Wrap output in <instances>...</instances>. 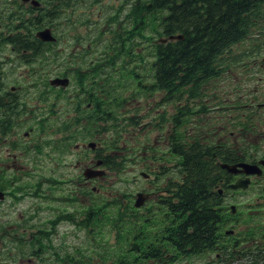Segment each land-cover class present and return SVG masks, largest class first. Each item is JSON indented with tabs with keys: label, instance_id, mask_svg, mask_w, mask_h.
Instances as JSON below:
<instances>
[{
	"label": "flooded vegetation",
	"instance_id": "1",
	"mask_svg": "<svg viewBox=\"0 0 264 264\" xmlns=\"http://www.w3.org/2000/svg\"><path fill=\"white\" fill-rule=\"evenodd\" d=\"M221 5L187 0L177 31L159 0H0V246H43L25 264L53 263L43 248L64 246L54 241L71 222L64 216L92 218L97 199L110 215H138L140 232L170 230L178 187L196 169L207 174L203 210L215 214L202 246L255 258L264 246V47L228 68L190 62L206 52ZM179 40L184 67L175 65ZM63 167L71 172L58 177ZM88 168L97 175L87 178ZM158 235L156 246H173L170 232Z\"/></svg>",
	"mask_w": 264,
	"mask_h": 264
},
{
	"label": "trees",
	"instance_id": "2",
	"mask_svg": "<svg viewBox=\"0 0 264 264\" xmlns=\"http://www.w3.org/2000/svg\"><path fill=\"white\" fill-rule=\"evenodd\" d=\"M159 2L164 3L175 15L176 30H183L187 0H159ZM194 2L197 3L199 0ZM216 11L222 12V17L218 21L215 17L213 23L208 26L206 52L204 53L200 48L195 49L196 53L190 60V62L194 60L193 65L232 67L240 63L244 56L242 50L236 49L240 43L250 40L251 45L264 47V0H222V5L214 10L215 14ZM160 50H170L169 44H162ZM175 50L178 52H176L175 65L184 67L190 59L186 52V40L177 41ZM162 62L168 67V58ZM176 80L178 91L183 88L185 75L177 73ZM182 156L177 155L181 160L180 163L184 162ZM187 171L191 178L190 185L181 184L178 187L177 194L180 199L176 203V217L170 230L166 226L165 230L161 228L156 233L148 225H144V232H140L141 218L138 215L132 216L118 209L110 215L108 204L97 199L92 218L88 211H85V215L80 216L78 220L64 217L77 223L79 229H88L86 246L95 247H86L84 251L82 248L80 250L76 248L70 251L71 254H66L62 250L61 257L56 247L44 246L43 251H46L48 257L53 255L56 257H54L55 262L51 263L47 259L42 264H59L57 261L62 264H175L196 255L218 252L221 253L218 264H264V246L256 249L257 254L253 259L249 256L248 250H245L241 263L238 262L239 252L235 251L233 246H202L207 238L214 236L215 214L211 213L212 211L207 214L202 207L204 198L201 197L205 192L206 171L196 169ZM162 232L171 233L173 246H167L165 243L163 246L154 244L157 240H161L158 233ZM27 247H30L29 252ZM40 247L43 246H19L20 251L13 253L16 257L20 253H28L25 257L27 258L32 250L40 255ZM51 249H54V252ZM92 251L96 256L92 255ZM50 254L52 256H49ZM85 257L87 259H84Z\"/></svg>",
	"mask_w": 264,
	"mask_h": 264
},
{
	"label": "rangeland",
	"instance_id": "3",
	"mask_svg": "<svg viewBox=\"0 0 264 264\" xmlns=\"http://www.w3.org/2000/svg\"><path fill=\"white\" fill-rule=\"evenodd\" d=\"M259 47L260 46H257V45H251V41L248 40V41L240 43L236 49L243 51L244 56L242 57V60L247 62L248 57L251 56V53L253 51L259 49ZM252 56H253V54H252ZM252 60L253 59L251 58V60H250L251 63L249 66H252ZM241 66H242V64H239L238 67L241 68ZM234 77H235V79H241L240 73L235 74ZM126 169L128 170V172L125 174V176L127 178L131 179L133 177V173L129 168H126ZM68 172H71V169L68 167H63L60 170L58 177H66V173H68ZM119 185L121 187H123V185L121 183H119ZM64 210H67L66 205H64ZM88 235H89L88 229H79V227L75 226L73 222L64 221L62 223L60 229H59L58 238L54 239L55 243L63 244L64 246H54V247H56L57 250H61V249L64 250L66 254H71L70 251H73V249L75 250L76 248H78V250H80L82 248L83 251L86 249V247L94 248L95 246H86V240L88 239ZM3 247L0 246V263L1 264H19L20 260H21L22 264H25L27 262V259H24V258L27 256L28 253H26V254L20 253L18 257L14 256L13 252L20 251L19 246H3ZM29 249H30V247H27L28 252H29ZM4 252L6 253L7 256L4 255ZM9 252H10V255H8ZM75 253L76 252H74V254ZM92 255L96 256L94 251H92ZM49 256H52V254H50ZM211 257H215V254L210 253L208 255H202L200 257L199 256H193L189 259L179 261L175 264H208ZM79 259H80V257H79ZM84 259H87V258L85 257Z\"/></svg>",
	"mask_w": 264,
	"mask_h": 264
},
{
	"label": "water",
	"instance_id": "4",
	"mask_svg": "<svg viewBox=\"0 0 264 264\" xmlns=\"http://www.w3.org/2000/svg\"><path fill=\"white\" fill-rule=\"evenodd\" d=\"M172 37H174V38H183V35H176V36H172ZM90 145L94 146L92 142L90 143ZM249 166L251 168L250 172L252 171L251 173H256L257 172V170H258L257 166H255V165H249ZM231 171L237 172V170H234V169H231ZM84 175L87 178H92V177H95L97 175V173H94V171L92 169L88 168V169L85 170ZM240 186H241V184L239 182H237L235 185H233V187H235V188L240 187ZM137 205H140V204L137 203Z\"/></svg>",
	"mask_w": 264,
	"mask_h": 264
},
{
	"label": "bare ground",
	"instance_id": "5",
	"mask_svg": "<svg viewBox=\"0 0 264 264\" xmlns=\"http://www.w3.org/2000/svg\"><path fill=\"white\" fill-rule=\"evenodd\" d=\"M140 78V77H139ZM147 79V78H146ZM145 80V79H144ZM139 81H141L140 79H139ZM142 82H144V81H142ZM149 82V81H148ZM156 83V82H155ZM145 86H146V83H145ZM151 86V85H150ZM156 87H158V85L156 86ZM169 88V87H168ZM160 89V88H159ZM158 89V90H159ZM163 89V88H162ZM170 89V88H169ZM175 89V88H174ZM168 90V89H167ZM165 91V90H164ZM169 91V90H168ZM174 91V90H173ZM177 91L175 90V92L174 93H176ZM173 93V94H174ZM170 97V96H169ZM173 97V96H172ZM171 100V99H170ZM177 124V123H176ZM175 127V126H174ZM207 199V198H206ZM173 214H175V212L173 213ZM170 218V217H169ZM175 219V218H174ZM177 220V219H176ZM209 228V227H208ZM205 229H206V226H205ZM205 231V230H204ZM211 231V230H210ZM166 234V233H165ZM171 234V233H170ZM212 234V233H211ZM214 235V234H213ZM203 236V235H202ZM168 239V238H167ZM120 240V239H119ZM163 240H165V239H163ZM171 241V240H170ZM164 241H162V244H164L163 243ZM126 243V242H125ZM167 244V243H166ZM130 245V244H129ZM209 245V244H208ZM161 246V245H160ZM190 246V245H189ZM192 246V245H191ZM216 248H218V247H216ZM207 251V250H206ZM201 252H202V250H201ZM200 254V253H199ZM194 255V254H193ZM191 256V255H190Z\"/></svg>",
	"mask_w": 264,
	"mask_h": 264
}]
</instances>
